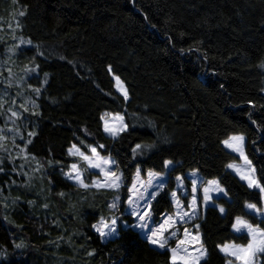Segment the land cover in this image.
Instances as JSON below:
<instances>
[{"label": "trees", "instance_id": "obj_1", "mask_svg": "<svg viewBox=\"0 0 264 264\" xmlns=\"http://www.w3.org/2000/svg\"><path fill=\"white\" fill-rule=\"evenodd\" d=\"M105 113L124 118L115 139ZM0 131V197L16 201L5 213L0 199V264H171L130 228L101 242L92 225L114 215L119 192L64 178L73 145L110 157L125 186L165 161L168 188L177 177L190 185L188 173L216 180L224 215L208 207L196 220L201 264H226L219 246L247 242L231 232L235 218L264 228L245 210L260 193L227 170L237 158L222 146L244 136L264 185V0H0ZM153 209L172 212L166 191Z\"/></svg>", "mask_w": 264, "mask_h": 264}, {"label": "rangeland", "instance_id": "obj_2", "mask_svg": "<svg viewBox=\"0 0 264 264\" xmlns=\"http://www.w3.org/2000/svg\"><path fill=\"white\" fill-rule=\"evenodd\" d=\"M112 79H113L114 84H115V91L124 98V92L126 91L125 86L116 77L112 76ZM18 116H19V113H17L15 111L14 113H12L11 117H13L14 120L15 119L17 120ZM117 117L123 118V116L119 115V114H106L105 113L102 116L103 132L107 136L111 137L112 139H115L123 131H121L117 136L114 137L109 132L105 131V126H106V122H107V125L109 127H113V128L120 127L121 121L119 119H117ZM14 120L10 121L9 123H11V125H14L13 124L15 122ZM122 123L124 126H126L124 118H123ZM7 126H9V125H7ZM125 130H126V127H125ZM3 134H4V137H7V138L10 137L9 139L11 141H14L13 143L16 145L14 148H18V149H16L17 151H15V150L13 151L14 152L13 157L20 156L22 149H21V146L19 144H16L17 139L19 138L18 132H14V130L11 131V130L7 129V131ZM234 136L238 137V136H242V135H231L226 140H229L231 137H234ZM242 137L244 138V136H242ZM224 141L222 142L223 148L227 152H229L230 154L234 155L237 158L236 161H233L230 163L231 165H235L236 168H230V167H228V165H230V164H228L227 170L230 171L232 174H234L249 189L257 190L260 193L261 205L257 206V208L260 210V213L264 214V193H261L258 188H255V187L250 188L248 186V181L241 178V174L251 175L254 179H256L259 182V180L257 178L255 167L253 166V164L250 162V160L248 158H247V161H249L250 164L247 163L245 161V159L240 155L239 151H234L232 148L227 147L224 144ZM13 143L11 145L12 149H13ZM233 143H235V142H233ZM2 145H3V141L0 142V155H2V153H1ZM77 148L79 149L80 152H83L85 154V156L89 157L92 164H100V166L103 167L105 170H110L112 172H116L118 175H120L122 177L120 188H118V189L101 188V189H113V190H116L119 192V195L111 203V206L114 202L116 203L115 208L111 207V210L114 212V215L111 216V218L107 220L109 223L111 222V220L113 218H115L117 220L116 232L113 233L112 235H109L106 237H101L100 234L95 230V228H93L94 224L92 225V230L96 234H98L101 242H106L107 240L116 237L119 229L130 228V229H133L136 232H138V234L141 237L147 239L149 244L153 248L160 250V251H168L170 254L171 264H173L172 253H171L170 249L176 248L179 239H185L184 230L188 229L191 236L198 235L199 240H200V243H196L195 241H192L191 245L189 246L188 255L196 256L199 254V249H200L201 244L203 245V242H202V235L199 231V227L197 228L198 223L196 220L199 218L201 213L204 212L205 209H207L208 207H216L214 200H217L220 197L226 198L225 190L220 185H219V188H222L223 191L222 192L216 191V190L210 191L208 194L210 198L207 201V203H205V201H204L203 189L205 187L209 186V184H208L209 181H213V180H204L197 173H195V176H193V173H188L186 175L190 181V185H188L183 179H180L178 181L177 178H174L173 179V187L168 188V173L173 168V164H171L168 167H165L164 173H156L157 175H154L151 177L149 176V172H151V171H146V173L144 175H142L140 172V169L137 168L136 171L134 172L133 176H132L131 181L125 186L123 174L119 169H117L115 163H109L106 165L103 164V161H105V160L110 161V162H114L110 157L102 156L100 154V152L98 151V149L93 145L87 146L86 151L81 150L77 146H76V148H73V146H71L67 150V153L73 161L67 165L66 169H62V173H63V176L65 179H67L70 183H72L73 186H75L76 188H79V189H87V188L98 189V188L92 186L93 181H103L105 178H104L103 174L101 173L100 168L91 167L89 161L84 160L83 157H81L79 155V153L76 152ZM91 148H96V153L98 155L92 153ZM70 150H71V152H70ZM242 151L244 153V156H246V154H245V138L243 139V142H242ZM74 164L77 166V168L75 170L72 168V165H74ZM138 169H139V175H137ZM237 169H239V171H237ZM77 172H79L81 174V178L83 179L84 184L88 185V187L82 186L74 178H71V179L69 178V175H71L72 177H75ZM152 173H154V172H152ZM193 179H196V183H197L196 192H193ZM149 180H151L150 184L148 183ZM214 181H216V180H214ZM133 184L136 185V188L139 190V192L144 193V197H143V199L138 200L137 203L131 205V207H130L129 203H128L129 197H130V195L134 196L135 194H130L129 188L132 187ZM23 185H25V187H26V183H23ZM212 187L215 188L214 185ZM124 189L126 190L125 193H124V191H125ZM165 191L167 192L168 198L172 204V208H173L172 212H170V213L164 212V213L156 215V213L154 212V209H153V204L155 203L157 198L162 193H164ZM173 192L176 193L175 197L172 196ZM193 196H195L197 198L195 204L192 203ZM0 199H2L1 203H3V205L5 206V208H4L5 213L10 212V207H11L9 204L10 201L11 200L13 202H16V201L13 200V198H11V197L8 198L7 194H1ZM246 205L247 204H245V210L248 214L255 217L258 220V222L264 221V215L258 214L255 210L247 208ZM132 208H135L137 210L138 215H142L145 212L149 213L148 218L145 222V224H146L145 227H143V228L138 227V225L141 223V221L137 217H135L131 214ZM216 208L219 210V213L221 215H224V211L221 212L220 207H216ZM184 213H189V216H184L183 219H180V217L183 216ZM168 217H172L173 228L169 229L168 232L164 233V235L166 237H168V242L164 248H160L159 245L151 243L149 241L148 237L152 235V230L159 231L160 225L164 224L165 220ZM99 221H97L95 224H98ZM235 221H236V218L234 219L233 223H235ZM233 223H232V225H233ZM249 223H251V222H249ZM173 231H175V233H176L175 237L171 236V232H173ZM231 232L236 236H243V235L246 236L247 242H248L249 238L247 236L246 231L243 233H237L233 230V227L231 226ZM247 242H246V244H247ZM225 244H232V243H225ZM203 249L205 250L206 254L199 260L198 264H201L203 261H205V259L207 257V251H206V248L204 245H203ZM218 251L222 256H224L227 259L226 264H228L229 260H233L234 264H240V262L235 261L233 257L226 256L225 253L220 250V247L218 248ZM177 255L178 256L184 255V253L181 251ZM176 264H182V262L177 260ZM257 264H261L260 258L257 260Z\"/></svg>", "mask_w": 264, "mask_h": 264}, {"label": "snow or ice", "instance_id": "obj_3", "mask_svg": "<svg viewBox=\"0 0 264 264\" xmlns=\"http://www.w3.org/2000/svg\"><path fill=\"white\" fill-rule=\"evenodd\" d=\"M20 15L23 16L24 12H20ZM35 91L39 92V89H35ZM124 98H125V100L128 99L126 91L124 92ZM117 119H119L121 121L120 127H118V128L109 127L107 125V122H106V126H105V131L109 132L114 137L117 136L121 131H124L125 127H126L122 123V121H123L122 117H117ZM243 139L244 138L242 136H238V137L234 136V137H231L229 140H225L224 144L227 147L232 148L234 151H239L240 155L245 159V161L250 164V162L247 161V157L244 156V153L242 151ZM233 142H235V143H233ZM100 147H103V145H101ZM73 148H76V146L73 145ZM140 148H141V145H139V144L136 145V148L133 149V152L135 153L136 149H140ZM91 151H92V153L97 154L96 148H91ZM70 152H71V150H70ZM76 152L79 153V155L81 157H83L84 160H88L91 167L100 168V171L105 178L103 181H93L92 186H94L98 189H101V188L118 189V188H120L121 181H122V177L120 175H118L116 172H112L110 170H105L103 167L100 166V164H92L89 157L85 156V154L83 152H80L78 148L76 149ZM109 163H114V162H110L107 160L103 161V164H105V165L109 164ZM171 164H172V161H165L164 162L165 167H168ZM228 167L236 168L235 165H231V164L228 165ZM72 168L75 170L77 168V166L74 164V165H72ZM237 171H239V169H237ZM137 175H139V169L137 170ZM154 175H157V174L149 172L150 177L154 176ZM193 176H195V173H193ZM69 178L70 179L74 178L82 186L88 187V185L84 184V181L81 178V174L79 172L76 173L75 177H72L71 175H69ZM241 178L248 181V186L250 188H252V187L258 188L261 193H264V185H261L251 175L241 174ZM180 179H181L180 177H177L178 181ZM148 183L150 184L151 180H149ZM208 184H209V186L205 187L203 189L205 203H207V201L210 198L208 195L210 191H213V190L221 191V192L223 191L222 188H219V184L217 181H214V180L209 181ZM213 185L215 186V188L212 187ZM196 190H197L196 179H193V192H196ZM129 193L135 194L134 196L130 195V197H129L128 203H129L130 207H131V205L137 203L138 200L143 199V197H144V193L139 192V190L136 188L135 184H133V186L129 188ZM172 196L175 197L176 193L173 192ZM196 199L197 198L195 196H193V199H192L193 204L196 203ZM111 207L115 208L116 203L114 202ZM246 207L249 209L255 210L258 214L264 215V214L260 213V210L257 208L256 204L249 203L246 205ZM220 211L223 212L224 209L221 208ZM131 214L133 216L137 217L141 221V223L138 225V227L143 228L146 226L145 222H146L148 215H149L148 212H145L142 215H138L137 210L135 208H132ZM184 216H189V213H184L183 216L180 217V219H183ZM116 224H117V220L115 218H113L110 223L107 220H105L104 218H102L98 224L93 225V228H95V230L100 234L101 237H106V236L112 235L113 233L116 232ZM198 227L199 226H197V228ZM232 227H233V230L237 233H243L245 231L247 232V236L249 238L247 244H235V243L224 244L222 246H219L220 250L222 252H224L226 256L233 257L235 261H239L240 264H257V260L261 256H264V228H262L259 225H253L241 217L236 218V221H235V223H233ZM171 228H173L172 217H168L165 220L164 224L160 225L159 231L152 230V235L148 237L149 241L153 244L159 245L160 248H164L168 242V237H166L164 235V233L168 232L169 229H171ZM184 232H185V239H179L176 248L170 249V251L172 253L173 264H176L177 260L181 261L182 264H198L199 260L206 254L205 250L203 249V245L201 244L198 255H196V256L188 255L189 246L191 245L192 241H195L196 243H200V240H199L198 235L191 236L188 229H185ZM171 236L172 237L176 236L175 231L171 232ZM18 247H19V245H18ZM181 251L184 253V255L178 256L177 254ZM228 264H234L233 260H229ZM261 264H264V261H262Z\"/></svg>", "mask_w": 264, "mask_h": 264}]
</instances>
